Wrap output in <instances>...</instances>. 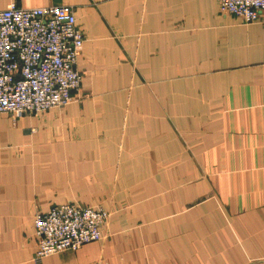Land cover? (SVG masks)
I'll return each mask as SVG.
<instances>
[{"label":"crops","instance_id":"0c3cea01","mask_svg":"<svg viewBox=\"0 0 264 264\" xmlns=\"http://www.w3.org/2000/svg\"><path fill=\"white\" fill-rule=\"evenodd\" d=\"M70 5L85 33L74 99L0 112V264H264V18L217 0ZM110 211L106 236L34 259V217Z\"/></svg>","mask_w":264,"mask_h":264},{"label":"built area","instance_id":"2783aa9c","mask_svg":"<svg viewBox=\"0 0 264 264\" xmlns=\"http://www.w3.org/2000/svg\"><path fill=\"white\" fill-rule=\"evenodd\" d=\"M224 13L245 23L264 18V0H217ZM85 33L70 5L0 9V112L40 114L71 102L82 84L77 68ZM110 211L93 205L54 204L34 217L36 261L106 236Z\"/></svg>","mask_w":264,"mask_h":264}]
</instances>
